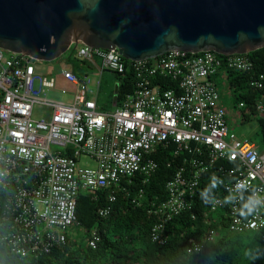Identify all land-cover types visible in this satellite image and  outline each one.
Segmentation results:
<instances>
[{
	"label": "built area",
	"instance_id": "2783aa9c",
	"mask_svg": "<svg viewBox=\"0 0 264 264\" xmlns=\"http://www.w3.org/2000/svg\"><path fill=\"white\" fill-rule=\"evenodd\" d=\"M77 57L97 59L102 70L116 76L127 71L126 60L116 50L80 45ZM36 62L0 49V189H11L0 208V241L12 253L20 258L48 255L77 232L95 249L101 241L98 229L77 228L79 195L98 199V193L107 191L105 205L97 209L100 218L110 215L118 194L139 206L145 199L141 186L157 170V151H168L178 167L165 184L166 199L147 202L148 213L155 217L149 230L152 243L167 244L166 224L193 210L202 182L217 190L204 213L205 225L217 222L215 214L226 206L229 232L264 228V144L234 138L217 89L218 80L227 83V71L252 72L246 55L169 51L131 62L134 90L112 112L100 111L87 97V76L80 79L67 69L60 77L74 87L73 102L40 98L45 89L55 88L56 78L36 75ZM165 78L174 86L164 89ZM249 85L262 92L255 112L264 121V73L251 78ZM36 103L50 109L47 119L32 118ZM244 106L240 102L237 109ZM82 156L95 168H79ZM247 191L254 203L245 218L239 203ZM219 233L220 228L210 227L200 238H190L186 254H200Z\"/></svg>",
	"mask_w": 264,
	"mask_h": 264
},
{
	"label": "water",
	"instance_id": "95a60500",
	"mask_svg": "<svg viewBox=\"0 0 264 264\" xmlns=\"http://www.w3.org/2000/svg\"><path fill=\"white\" fill-rule=\"evenodd\" d=\"M78 45L130 62L246 55L264 47V0H0L1 50L48 63Z\"/></svg>",
	"mask_w": 264,
	"mask_h": 264
},
{
	"label": "trees",
	"instance_id": "16d2710c",
	"mask_svg": "<svg viewBox=\"0 0 264 264\" xmlns=\"http://www.w3.org/2000/svg\"><path fill=\"white\" fill-rule=\"evenodd\" d=\"M253 64L252 72L241 73L227 71L226 77L230 89L236 97L234 105L244 102V107L239 110L240 123L255 118L261 133V142L264 144V121L259 119L255 112V103L262 92L255 90L249 85L251 78L264 73V47L246 54ZM70 64L73 72L78 75L80 61L77 50H68L58 59L51 63ZM50 63V62H48ZM127 71L123 76H116L117 102L126 94L134 90V75L132 63L125 61ZM54 75V74H53ZM163 88L169 89L174 82L165 78L162 80ZM157 151L155 160L157 170L145 186V199L139 206H132L129 200L118 194L116 202L112 206L107 218H100L97 209L105 205L107 191L98 193V199H92L88 194H80L77 199V222L78 227L86 231L96 228L101 236V241L95 249L85 245L84 237L70 236L68 242L61 249L52 251L48 255L37 258H20L15 255L0 241V264H264V228L258 231H246L241 233L229 232L225 226L226 206L215 215L209 225H205L204 213L208 210L216 189H209L206 182H202L198 189L194 208L192 211L182 213L166 224L168 242L165 246H158L151 242L149 230L155 217L148 213L147 202L149 200L163 201L166 199L165 184L174 176L178 163L168 151L160 154ZM168 165V166H167ZM208 180V179H207ZM137 186L131 188L133 194ZM11 195L8 191L0 189V208L6 198ZM223 196V195H221ZM251 191L242 194L239 210L242 217L250 216L248 208ZM195 218L192 219L191 216ZM220 228L219 236L215 242L198 255H187L186 247L190 238L198 239L207 228ZM0 225V236L2 234Z\"/></svg>",
	"mask_w": 264,
	"mask_h": 264
},
{
	"label": "rangeland",
	"instance_id": "374dc122",
	"mask_svg": "<svg viewBox=\"0 0 264 264\" xmlns=\"http://www.w3.org/2000/svg\"><path fill=\"white\" fill-rule=\"evenodd\" d=\"M80 45H78L79 47ZM77 47V48H78ZM76 48V50H77ZM95 60V59H93ZM97 60V59H96ZM98 61V60H97ZM78 65V73H82L84 69V63L80 60L75 62ZM35 68V74L38 76H45V75H55L56 77V85L54 89H45L43 93L39 94L40 98H45L57 102H66L70 103L73 102V91L71 90L70 86L68 87L67 82L64 81L59 73L62 69H64V66L62 64V60L57 63H47V62H36L34 65ZM103 77H100V88L97 89V86L95 85L96 82L99 79L98 73H95L94 71L90 73L89 79L91 80V83L88 85L89 89L92 91V94H96V101L98 104V107L104 111V112H112L113 107L111 106L112 101V90L115 83V75L109 73L108 71H104ZM62 80L58 81L57 79ZM105 78L107 79V82L105 83ZM65 82V83H64ZM221 80L217 81V89L220 96V103L221 106L226 111V120H227V127L229 128V131L232 133L234 138L237 140H245L249 139L253 142H255L258 147L262 146L261 142V133L260 129H258V123L255 118H251L249 121L240 123L239 118V110L237 109V106L234 105V102H236V97L232 90L227 91L223 85H220ZM71 85V84H70ZM68 87V88H67ZM62 90L65 91V93H62ZM96 91H98L96 93ZM50 114V109L42 104H34L32 107V118L33 119H47L48 115ZM77 166L79 168H95V163L87 158V157H81L78 162ZM79 238L81 237V234L79 232L74 233L72 237Z\"/></svg>",
	"mask_w": 264,
	"mask_h": 264
},
{
	"label": "crops",
	"instance_id": "0c3cea01",
	"mask_svg": "<svg viewBox=\"0 0 264 264\" xmlns=\"http://www.w3.org/2000/svg\"><path fill=\"white\" fill-rule=\"evenodd\" d=\"M78 59H80L83 63H84V69H83V71H82V73H80V74H78L77 76H78V78H83L84 76H90V73L91 72H95V73H98V75H99V79H98V81L96 82V86H97V89L99 90V88H100V84H101V81H100V77L102 78L103 77V72L104 71H106V70H102L100 67H101V63H100V61L98 60H92V61H87V60H85V59H82V58H79L78 57ZM63 64V66H64V69H67V70H73V67H72V65H70V64H66L65 62H63L62 63ZM109 72V71H108ZM109 73H111V72H109ZM111 74H113V73H111ZM59 75H60V73H59ZM113 75H115V74H113ZM56 78V77H55ZM89 78V77H88ZM107 79L108 78H105V83L107 82ZM221 80V83H220V85H223V87H225V89H227V91H230V90H232V89H230V87H229V84H228V81H227V83L225 82V80L224 79H220ZM60 82V81H62V80H60V78L59 79H57V82ZM65 83V82H64ZM90 83H91V80H90ZM57 84V83H56ZM68 84V83H67ZM117 84H118V79L116 78V75H115V83H114V86H113V90H112V97H113V94H114V89L115 88H117ZM68 87L70 86V88H71V90L73 91V94H74V87L72 86V85H70V84H68L67 85ZM67 87V88H68ZM88 94H87V97L89 98V99H92V100H94L95 102H96V104H97V101H96V94L95 95H93L92 94V91L89 89V87H88ZM98 91H96V93H97ZM72 97H73V95H72ZM73 99V98H72ZM63 103H66V102H63ZM70 103H72V102H70ZM116 104H117V101H116ZM115 104V105H116ZM97 106H98V104H97ZM111 106L113 107V109H114V106H113V104H112V101H111ZM99 108V107H98ZM99 110L100 111H102L100 108H99ZM104 112V111H103Z\"/></svg>",
	"mask_w": 264,
	"mask_h": 264
},
{
	"label": "clouds",
	"instance_id": "9594fccd",
	"mask_svg": "<svg viewBox=\"0 0 264 264\" xmlns=\"http://www.w3.org/2000/svg\"><path fill=\"white\" fill-rule=\"evenodd\" d=\"M254 201H250L249 204L245 205L246 208H248L249 212L252 211V205H253ZM243 214V213H241Z\"/></svg>",
	"mask_w": 264,
	"mask_h": 264
}]
</instances>
